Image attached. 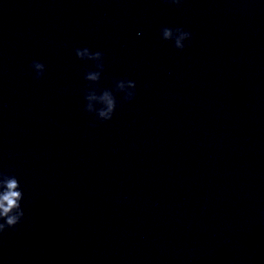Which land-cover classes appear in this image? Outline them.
<instances>
[{
	"label": "clouds",
	"instance_id": "9594fccd",
	"mask_svg": "<svg viewBox=\"0 0 264 264\" xmlns=\"http://www.w3.org/2000/svg\"><path fill=\"white\" fill-rule=\"evenodd\" d=\"M179 6L182 0H169ZM162 39L174 41V47L183 51L185 41L191 39V33L181 27H163L161 29ZM77 58L85 61L95 62V70H90L85 74L84 79L88 81L85 90V111L92 113L101 121H109L117 108V93H124V100L131 101L135 96L136 83L132 80L121 79L114 82V89L99 90L96 87L101 80L104 71L103 53L100 51L92 52L88 48L76 49ZM31 68L36 73V79L43 77L45 65L39 61H33ZM92 101H96L99 108L93 106ZM23 192L20 188L19 180L15 175L0 172V234L6 229L15 228L24 217L21 207Z\"/></svg>",
	"mask_w": 264,
	"mask_h": 264
}]
</instances>
